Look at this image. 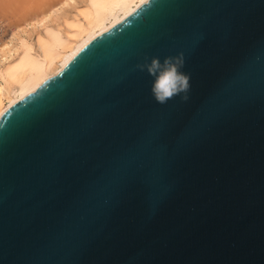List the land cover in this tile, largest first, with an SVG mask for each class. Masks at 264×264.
Wrapping results in <instances>:
<instances>
[{"label": "water", "instance_id": "1", "mask_svg": "<svg viewBox=\"0 0 264 264\" xmlns=\"http://www.w3.org/2000/svg\"><path fill=\"white\" fill-rule=\"evenodd\" d=\"M0 264H264V0H147L9 110Z\"/></svg>", "mask_w": 264, "mask_h": 264}, {"label": "bare ground", "instance_id": "2", "mask_svg": "<svg viewBox=\"0 0 264 264\" xmlns=\"http://www.w3.org/2000/svg\"><path fill=\"white\" fill-rule=\"evenodd\" d=\"M147 0H57L0 45V121L92 38Z\"/></svg>", "mask_w": 264, "mask_h": 264}, {"label": "clouds", "instance_id": "3", "mask_svg": "<svg viewBox=\"0 0 264 264\" xmlns=\"http://www.w3.org/2000/svg\"><path fill=\"white\" fill-rule=\"evenodd\" d=\"M185 65V57L181 52L175 56H167L163 60L152 57L146 58L136 67L140 71H147L153 77L151 93L159 104H167L169 100L180 96L184 101L189 99L191 89V75L182 69Z\"/></svg>", "mask_w": 264, "mask_h": 264}, {"label": "rangeland", "instance_id": "4", "mask_svg": "<svg viewBox=\"0 0 264 264\" xmlns=\"http://www.w3.org/2000/svg\"><path fill=\"white\" fill-rule=\"evenodd\" d=\"M57 0H0V45L12 35L15 27L31 19L36 11Z\"/></svg>", "mask_w": 264, "mask_h": 264}]
</instances>
